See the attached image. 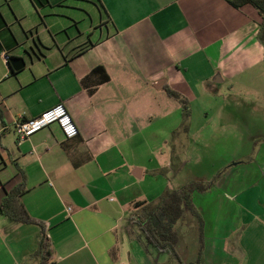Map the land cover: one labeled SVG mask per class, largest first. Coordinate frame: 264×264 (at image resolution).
I'll return each mask as SVG.
<instances>
[{
	"label": "crops",
	"instance_id": "crops-1",
	"mask_svg": "<svg viewBox=\"0 0 264 264\" xmlns=\"http://www.w3.org/2000/svg\"><path fill=\"white\" fill-rule=\"evenodd\" d=\"M259 25L253 6L226 0H0V264H40L41 227L2 212L17 190L46 224L50 264H177L142 249L151 245L134 204L187 184L173 185L183 165L174 159L198 118L201 133L214 131L208 121L220 120L234 89L264 102ZM13 58L24 67L14 70ZM164 86L189 101V124ZM58 107L61 123L17 141L15 119ZM254 174L229 198L245 199L233 248L264 264V157ZM212 228L204 222V263H241Z\"/></svg>",
	"mask_w": 264,
	"mask_h": 264
},
{
	"label": "rangeland",
	"instance_id": "rangeland-1",
	"mask_svg": "<svg viewBox=\"0 0 264 264\" xmlns=\"http://www.w3.org/2000/svg\"><path fill=\"white\" fill-rule=\"evenodd\" d=\"M231 96L232 98L226 99L227 104L222 110L223 115L220 120L208 121L215 125L214 131L211 128L209 133L203 134L198 127L202 124V120L198 118V123H194L191 147L186 153L177 154V159H174L175 162L183 165L175 176L173 185L179 188L182 184L191 181L207 183L217 181L218 187L211 186L205 194L196 195L195 205L197 209L199 208L198 211H201L209 231L212 225H214L212 229H218V232H213L211 238L220 243L228 239L224 242L226 252L230 251V255L236 253L234 256L239 257L241 255H237L233 244L235 245L236 239L238 241V234L243 226L245 199L243 201L241 196L232 200L229 198L235 197L238 190L242 191L254 183L255 166L263 162L264 102L236 89L232 91ZM228 166V170L234 169L233 173L220 176L222 170ZM175 228L179 233V241L175 247L177 253L184 264L195 263L203 244L199 217L186 210ZM208 235L210 237V234ZM257 239L259 238H255ZM142 249L146 254L154 250L152 246ZM244 255L253 256L247 252ZM170 258L178 264L175 257L170 255ZM242 258L241 263L238 264H246L245 257Z\"/></svg>",
	"mask_w": 264,
	"mask_h": 264
},
{
	"label": "trees",
	"instance_id": "trees-1",
	"mask_svg": "<svg viewBox=\"0 0 264 264\" xmlns=\"http://www.w3.org/2000/svg\"><path fill=\"white\" fill-rule=\"evenodd\" d=\"M46 1L47 0H33L36 6L42 5ZM226 1L235 8H241L242 6L249 4L256 9L260 16L257 39L264 49V0ZM100 71H102L101 67L94 69V72L96 73ZM105 79H108V77L105 76ZM164 90L170 97L176 99L182 105L184 122L186 125L189 124L191 116L189 101L167 86H164ZM228 168L229 166L222 170V173H220L221 175H219L222 176ZM219 175L218 177L220 178ZM216 182L212 181L211 183H207L191 181L180 189H171L167 187L157 200L135 203L131 219L145 235L146 241L149 245L159 252H165L172 255L177 259L178 264H184L175 248L179 241V233L175 229V225L184 216L185 211L188 210L199 217L203 238L204 220L194 203L193 194L196 192H207L211 186H215ZM21 192L22 191L17 190V192L9 194L8 197L2 201V212L18 222L35 223L41 227L39 252L40 264H50V243L46 234V224L32 219L22 205L18 204L17 198L20 196ZM193 264H205L202 255V246L199 256Z\"/></svg>",
	"mask_w": 264,
	"mask_h": 264
},
{
	"label": "built area",
	"instance_id": "built-area-1",
	"mask_svg": "<svg viewBox=\"0 0 264 264\" xmlns=\"http://www.w3.org/2000/svg\"><path fill=\"white\" fill-rule=\"evenodd\" d=\"M5 58L8 57L5 56ZM64 118H66L64 110L61 107L54 108L33 118L23 119L19 117L15 119L13 131L17 141L21 142L42 128L53 123H61ZM68 211H70V208H68Z\"/></svg>",
	"mask_w": 264,
	"mask_h": 264
},
{
	"label": "water",
	"instance_id": "water-1",
	"mask_svg": "<svg viewBox=\"0 0 264 264\" xmlns=\"http://www.w3.org/2000/svg\"><path fill=\"white\" fill-rule=\"evenodd\" d=\"M10 63L14 70H19L20 68L24 67L25 64L22 58H13L10 60Z\"/></svg>",
	"mask_w": 264,
	"mask_h": 264
}]
</instances>
